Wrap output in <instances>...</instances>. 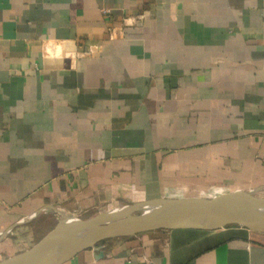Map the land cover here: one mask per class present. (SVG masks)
<instances>
[{
  "label": "crops",
  "instance_id": "0c3cea01",
  "mask_svg": "<svg viewBox=\"0 0 264 264\" xmlns=\"http://www.w3.org/2000/svg\"><path fill=\"white\" fill-rule=\"evenodd\" d=\"M260 189L264 0H0V261L58 209ZM64 264H264V232L157 229Z\"/></svg>",
  "mask_w": 264,
  "mask_h": 264
},
{
  "label": "water",
  "instance_id": "95a60500",
  "mask_svg": "<svg viewBox=\"0 0 264 264\" xmlns=\"http://www.w3.org/2000/svg\"><path fill=\"white\" fill-rule=\"evenodd\" d=\"M168 202L171 207L159 215L136 214L144 203ZM122 212L108 211L91 218L69 215L58 209L59 222L29 249L19 252L0 264H64L79 252L100 242L132 236L157 229H215L242 225L264 232V196L235 190L212 197L156 198L134 203Z\"/></svg>",
  "mask_w": 264,
  "mask_h": 264
},
{
  "label": "bare ground",
  "instance_id": "6f19581e",
  "mask_svg": "<svg viewBox=\"0 0 264 264\" xmlns=\"http://www.w3.org/2000/svg\"><path fill=\"white\" fill-rule=\"evenodd\" d=\"M170 207H171V204L168 202L151 201V202L144 203L139 208L143 212V215L155 216V215H159L161 212H163V210H167ZM129 208H130V206H126V208H124V209L118 208V209H114V211H118L120 209L121 210L123 209L122 212H125Z\"/></svg>",
  "mask_w": 264,
  "mask_h": 264
},
{
  "label": "rangeland",
  "instance_id": "374dc122",
  "mask_svg": "<svg viewBox=\"0 0 264 264\" xmlns=\"http://www.w3.org/2000/svg\"><path fill=\"white\" fill-rule=\"evenodd\" d=\"M261 191V192H260ZM256 194H258V195H260V196H264V189H260V190H257V192H255ZM263 193V194H262ZM143 212L141 211V209L140 210H137L136 211V214H142ZM50 216V215H49ZM45 218L46 217H42L41 219H43V221H47V220H45ZM58 222V220L55 222V220H53L51 223H50V226H51V224H54V223H57Z\"/></svg>",
  "mask_w": 264,
  "mask_h": 264
}]
</instances>
